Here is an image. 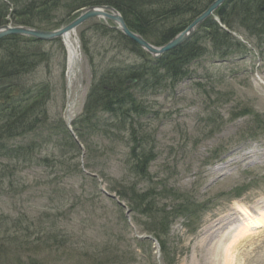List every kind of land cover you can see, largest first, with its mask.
<instances>
[{
	"label": "rangeland",
	"instance_id": "374dc122",
	"mask_svg": "<svg viewBox=\"0 0 264 264\" xmlns=\"http://www.w3.org/2000/svg\"><path fill=\"white\" fill-rule=\"evenodd\" d=\"M1 2L11 12L16 7ZM100 21L90 19L77 30L73 77L61 38L41 40L49 60L26 76L28 84L52 88L44 128L50 139L38 151L46 160L17 162L12 178L0 180V264H160L143 232L145 216L131 209L129 195H119L131 185L139 194L154 190L147 200L154 198L158 211L177 210L176 190L197 202L199 218L194 212L189 222L177 214L171 223L168 240L177 264H264V224L242 228L264 210V127L256 129L257 114L264 119V37L244 35L245 46L227 58L205 56L178 84L140 97L151 114L134 123L146 137L139 155L154 152L156 158L148 175L139 177L126 172L129 129L109 138L88 132L90 124L84 140L77 136L74 121L83 112L95 66L82 53L79 31L87 30L92 40L96 69L141 59L98 33ZM12 23L2 26H18ZM236 211L234 223L225 225Z\"/></svg>",
	"mask_w": 264,
	"mask_h": 264
},
{
	"label": "trees",
	"instance_id": "16d2710c",
	"mask_svg": "<svg viewBox=\"0 0 264 264\" xmlns=\"http://www.w3.org/2000/svg\"><path fill=\"white\" fill-rule=\"evenodd\" d=\"M35 1L11 0L12 5L16 6L12 12L13 7L1 2L0 26L12 20L15 24L57 29L72 21L78 11L85 7L109 5L121 12L133 31L155 45H163L184 30L214 0ZM263 6L264 0H228L216 11L219 22L214 17L209 18L188 41L158 59L116 29L114 23L102 20L97 24L98 33L111 35L122 45L123 50L135 53L141 59L139 62H109L101 70L96 69L97 65L93 63L96 56L92 40L87 36V30L81 29L79 36L83 52L90 58L92 66H95L84 111L75 122L78 137L84 140L90 124L93 126L88 132L94 135L104 132L109 138L114 131L129 129L127 144L130 151L125 159L126 172L135 173L139 177L147 176L149 165L156 155L154 152H146L143 158L139 155V144L146 137L142 133L138 135L134 123L137 118L151 114L150 106L144 104L140 97L178 84L190 74L191 65L205 56L227 58L233 50L241 49L243 44L233 34L235 32L245 35V38L264 37ZM8 15L12 18H8ZM42 43L32 37L15 34L0 41V162L5 158L10 160L3 167L11 175H14L19 163L28 164L36 159L39 149L50 139L44 128L48 127L46 103L51 99L52 88L47 83L28 84L26 80V76L49 60L48 52L40 47ZM131 78L138 79L137 83L128 84L127 80ZM259 115L257 123L261 126H257V130L258 127H264V119ZM4 175H0L2 182L10 179ZM112 189L115 190L114 187ZM127 189L130 191L124 194L119 192V195L123 198L129 195L128 198L133 201L129 204L131 209L145 216L143 232L159 241L164 264H177L168 240L170 226L177 214L191 220L197 211V202L176 190L174 194L179 198L177 210L158 211L155 199L147 200L154 190L139 194L133 185L127 186ZM163 189L171 193L168 187Z\"/></svg>",
	"mask_w": 264,
	"mask_h": 264
},
{
	"label": "water",
	"instance_id": "95a60500",
	"mask_svg": "<svg viewBox=\"0 0 264 264\" xmlns=\"http://www.w3.org/2000/svg\"><path fill=\"white\" fill-rule=\"evenodd\" d=\"M226 0H215L209 7L200 14L197 18L191 22L187 28L181 31L177 36H175L171 41L167 42L164 45L157 46L149 42L138 32H135L129 28L125 18L116 10L114 7L109 5L102 6H90L85 8L82 13H80L71 23L58 29V30H43L34 28L31 26H3L0 27V40L5 36L10 34H21L32 36L40 40H53L58 37L66 36L70 31H75L81 25L86 23L92 18H105L107 17L110 20H113L117 24V28L120 29L126 37L137 43L148 53L152 54L153 57L159 58L163 53L174 49L178 45L182 44L187 38H189L195 30L209 17L215 10H217ZM106 19V18H105ZM137 79H130L128 83L133 84ZM148 238L153 239L151 236Z\"/></svg>",
	"mask_w": 264,
	"mask_h": 264
},
{
	"label": "bare ground",
	"instance_id": "6f19581e",
	"mask_svg": "<svg viewBox=\"0 0 264 264\" xmlns=\"http://www.w3.org/2000/svg\"><path fill=\"white\" fill-rule=\"evenodd\" d=\"M95 6H102V5H95ZM90 7V6H89ZM113 7V6H112ZM115 8V7H114ZM116 10H118L117 8H115ZM83 10V9H82ZM262 10H264V6L262 7ZM119 11V10H118ZM119 13L121 14V12L119 11ZM122 15V14H121ZM123 16V15H122ZM124 17V16H123ZM106 18V19H105ZM105 18H99L107 23L109 22H112L115 24V22L113 20H110L108 19L107 17ZM93 19V18H92ZM69 24V23H68ZM67 24V25H68ZM65 26V25H64ZM117 29V28H116ZM131 29V28H130ZM120 30V29H118ZM132 30V29H131ZM121 31V30H120ZM183 31V30H182ZM122 32V31H121ZM123 33V32H122ZM124 34V33H123ZM178 35V34H177ZM176 35V36H177ZM248 37L250 36H246V39L248 40ZM255 37V36H254ZM174 38V37H173ZM172 38V39H173ZM171 39V40H172ZM64 42L67 46V49H68V66H69V74L72 75L71 77H73V72L75 70H77L76 66H77V63H78V60H79V45H78V41H77V32L76 31H70V33L66 36H64ZM170 40V41H171ZM169 42V41H168ZM243 46L244 45V41H241ZM166 44V43H165ZM164 45V44H163ZM179 46V45H178ZM242 46V48H243ZM192 67V65H191ZM76 73V72H75ZM90 90V89H89ZM74 105L75 103L74 102H70L69 103V111H72L73 108H74ZM3 157V156H2ZM4 160V159H3ZM10 160L5 158V163H8ZM36 162H40L41 161V157H37L35 159ZM7 170H5V168H0V175H3V174H6L4 176H9L10 178H12V175L11 173L7 175ZM11 175V176H10ZM246 214H249V209L247 208L245 210ZM236 212H230L228 216H226L224 218L225 220V225L229 224V223H234V220L236 218ZM238 220V219H236ZM222 224L221 226H218L217 225V229H215L216 232H219L221 230H223L225 227V225ZM264 224V210L260 213V217L256 218V219H252L248 222H245V223H242V228L243 230L244 229H247V228H251V227H254V226H262ZM233 226V225H232ZM236 233V236L240 235L241 233L240 232H235Z\"/></svg>",
	"mask_w": 264,
	"mask_h": 264
}]
</instances>
